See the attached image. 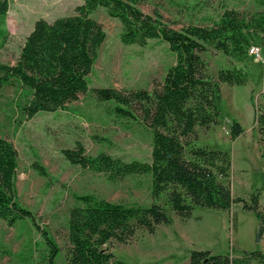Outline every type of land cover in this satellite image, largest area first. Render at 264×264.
Returning a JSON list of instances; mask_svg holds the SVG:
<instances>
[{
    "label": "trees",
    "instance_id": "16d2710c",
    "mask_svg": "<svg viewBox=\"0 0 264 264\" xmlns=\"http://www.w3.org/2000/svg\"><path fill=\"white\" fill-rule=\"evenodd\" d=\"M146 0H82L77 14L61 16L53 21L40 18L26 36L16 64L0 60V96L2 91L19 83L29 90L16 107L25 119L40 112L70 110V103L79 94L88 93L89 75L106 39L101 23L91 17L100 7L121 23L120 39L125 45L145 46L156 40L167 43L175 63L167 68L163 80L153 90L95 87L93 95L106 118L120 122L125 128L147 130L151 136V161L125 160L106 151L87 154L80 140L61 153L73 165L103 174L111 183L127 177L147 176L153 203L113 201L93 192H72L74 204L67 218L66 264H147L121 261L106 245L112 240L127 243L140 229L155 233L162 225H171L175 213L182 220L193 216L198 206L230 210L235 203L254 211L264 233V211L260 195H252V203L234 196L229 184L232 156L227 150L192 145L198 139L197 127L210 129L219 123L223 102L222 84L244 85L246 74L239 68H221L217 77L211 75L202 53L211 48L244 59L250 40L236 7L227 2L219 19L208 24L190 23L174 28L156 12L146 13L141 4ZM264 7V0H256ZM11 0H0V49L10 39L6 19ZM75 112L78 109H74ZM90 119V118H89ZM264 126V113L257 116ZM244 132L234 121L233 139ZM103 144L107 137L94 136ZM32 168L47 180V187L58 179L39 160ZM18 151L12 141L0 134V220L14 226L35 214L19 198L17 186ZM138 182L137 187H142ZM166 196L165 204L159 203ZM49 252V263L55 264L61 247L51 232L37 225ZM6 251V250H4ZM190 264H264V251L255 250L241 257L215 254L210 250H192Z\"/></svg>",
    "mask_w": 264,
    "mask_h": 264
},
{
    "label": "rangeland",
    "instance_id": "374dc122",
    "mask_svg": "<svg viewBox=\"0 0 264 264\" xmlns=\"http://www.w3.org/2000/svg\"><path fill=\"white\" fill-rule=\"evenodd\" d=\"M226 2L237 8L250 46L259 47L261 57L255 58L247 52L240 60L214 48L202 53L211 75L217 77L221 68L236 67L246 74L247 83L222 84L224 97L219 123L210 129L197 127L198 139L193 137L190 141L192 145L227 150L232 156V169L225 182L234 196L249 203L253 194L260 195V207L264 211V126L256 121L264 113V7L256 0H146L140 7L146 13L159 12L174 28L182 29L190 23L208 24L219 19ZM82 3V0H11L5 25L10 39L0 49V60L16 64L36 20L53 21L75 15L76 7ZM91 17L103 25L107 36L89 75L90 91L79 94L70 103V110L44 111L25 119L16 104L29 95V90L16 83L1 93L0 134L12 141L18 151L19 198L35 214L36 222L27 219L11 226L0 220V264H50L48 248L37 225L49 230L61 247L55 264H66L67 218L74 204L72 192H93L113 201L148 205L154 201L147 176L111 183L103 174L71 164L61 153L80 140L90 155L106 151L125 160L151 161L150 132L143 128L130 130L106 118L92 89L152 91L163 80L167 68L175 63L167 43L153 40L145 46L123 44L121 23L103 7ZM234 121L244 129L235 139L230 134ZM95 135L107 137L111 143L103 145L94 139ZM36 154L58 182L47 187V180L32 168ZM139 181L144 183L142 187H137ZM159 203L166 205L165 195ZM170 214L174 218L171 225L162 224L155 233L140 229L127 243L112 240L106 247L121 261L147 264H190L192 250H210L234 257L264 251V233L260 241L257 239L260 221L254 211L244 208L243 202L235 203L230 210L198 206L187 220Z\"/></svg>",
    "mask_w": 264,
    "mask_h": 264
},
{
    "label": "built area",
    "instance_id": "2783aa9c",
    "mask_svg": "<svg viewBox=\"0 0 264 264\" xmlns=\"http://www.w3.org/2000/svg\"><path fill=\"white\" fill-rule=\"evenodd\" d=\"M248 52L251 56L255 58H260L261 57V50L257 46H250L248 49Z\"/></svg>",
    "mask_w": 264,
    "mask_h": 264
},
{
    "label": "water",
    "instance_id": "95a60500",
    "mask_svg": "<svg viewBox=\"0 0 264 264\" xmlns=\"http://www.w3.org/2000/svg\"><path fill=\"white\" fill-rule=\"evenodd\" d=\"M257 239H258V241H260V233H258Z\"/></svg>",
    "mask_w": 264,
    "mask_h": 264
}]
</instances>
